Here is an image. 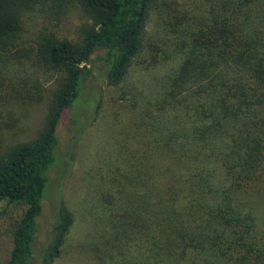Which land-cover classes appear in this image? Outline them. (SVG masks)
Segmentation results:
<instances>
[{
	"label": "trees",
	"instance_id": "16d2710c",
	"mask_svg": "<svg viewBox=\"0 0 264 264\" xmlns=\"http://www.w3.org/2000/svg\"><path fill=\"white\" fill-rule=\"evenodd\" d=\"M75 5L76 40L43 30L23 43L27 17L61 22ZM97 49L112 93L83 105L92 121L109 106L119 133L84 172L78 216L58 198L39 264L61 257L77 221L97 264H264V0H0V202L23 207L7 264H30L58 126ZM42 101L35 138L15 142L13 107Z\"/></svg>",
	"mask_w": 264,
	"mask_h": 264
},
{
	"label": "rangeland",
	"instance_id": "374dc122",
	"mask_svg": "<svg viewBox=\"0 0 264 264\" xmlns=\"http://www.w3.org/2000/svg\"><path fill=\"white\" fill-rule=\"evenodd\" d=\"M86 22L81 9L76 5L71 7L61 22L51 20L50 17L37 15L25 19L23 43L32 45L33 40L40 31L52 32L61 38L76 40L79 27ZM57 24V25H56ZM104 51L97 49L90 58L88 67L91 76L87 86L83 90L79 105L66 111L58 126V141L61 152L60 161L48 173V186L41 202L42 211L36 220V232L32 245V258L30 264H39L40 252L47 244L55 219V208L59 197H62L68 206L77 209L78 196L82 192L83 175L91 162L97 161L101 155V149L112 141V137L118 132L113 126L114 115L112 109L106 104L104 110L98 113L96 119L89 117L91 114L85 111L83 105L91 96V93H104L106 98L111 97L112 89L104 84L102 76ZM42 68L40 84L44 88L49 87L55 75L53 71ZM78 107V108H77ZM13 112L24 125L21 136L12 137L15 142L28 141L35 138L42 127L45 115V105L42 101L30 107H13ZM121 115V112L119 113ZM92 116V115H91ZM74 120L76 123H74ZM92 121V122H91ZM91 122V123H90ZM90 123V124H89ZM76 124L80 128L76 129ZM8 135L7 133H3ZM75 142V146H72ZM23 207L17 204L0 202V264H7V257L11 247V232L21 215ZM256 216L263 225L264 218V194H260L255 200ZM78 216V209L76 212ZM262 228L264 227L261 226ZM85 227L76 222L71 230L64 253L54 264H97L82 248Z\"/></svg>",
	"mask_w": 264,
	"mask_h": 264
}]
</instances>
